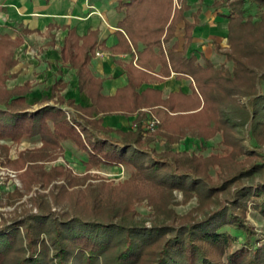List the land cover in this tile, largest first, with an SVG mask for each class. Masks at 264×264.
<instances>
[{
  "label": "trees",
  "instance_id": "1",
  "mask_svg": "<svg viewBox=\"0 0 264 264\" xmlns=\"http://www.w3.org/2000/svg\"><path fill=\"white\" fill-rule=\"evenodd\" d=\"M165 1L171 8L163 13ZM139 2L119 3L130 7L121 21L129 31L133 24L143 22L131 10ZM227 5L229 46L222 50L233 60V69L215 67L208 58L201 64L195 55L170 48L172 68L178 76L193 78V90L174 92L164 100L165 107L156 108L160 123L152 131L143 129L146 112L139 111L147 93L139 94L137 84L132 83L121 96H105L101 79L89 68V50L95 48V41L84 38L79 43L80 37L74 34L67 37L62 56L77 67L79 87L92 97V103L64 96L60 93L64 84L56 79L51 96L43 98L56 101L33 108L29 81L14 87L6 82L9 70L18 62L14 50L22 39L0 33V139L40 136L48 146L70 140L87 156L86 164L133 166L127 182L147 188L146 195L158 212L169 210L175 188L183 191L185 199L196 195L203 208L200 217L133 224L123 218L132 195H113L112 187L105 193L103 187L90 185L84 204H74L71 214L53 209L48 200L49 194L55 202L61 193L65 195V184L55 183L48 193L37 191L33 197L37 212L0 225V264H264L263 239L254 241L256 232L244 214L249 202L264 214V0H229ZM250 6L257 12L252 13ZM156 8L162 19L156 32L161 34L173 12V1L156 0ZM186 8L184 2L176 7L166 38L185 19ZM193 26L186 22L188 38ZM161 55L164 64L163 49ZM121 109L139 111L136 127L104 123V114ZM210 120L223 128V142L231 147L228 156H219L227 173L219 183L208 174V158L187 150H158L153 145L158 137L175 142L188 133L185 125L196 123L201 128ZM200 128L191 130L201 136ZM35 167L29 164L25 173L30 177ZM42 175L50 177L46 171ZM237 232L244 233L243 240Z\"/></svg>",
  "mask_w": 264,
  "mask_h": 264
},
{
  "label": "rangeland",
  "instance_id": "2",
  "mask_svg": "<svg viewBox=\"0 0 264 264\" xmlns=\"http://www.w3.org/2000/svg\"><path fill=\"white\" fill-rule=\"evenodd\" d=\"M175 1V4L179 5L177 3L179 0ZM219 1L221 4L229 2V0ZM139 3L132 7V11L134 12L135 10L139 18L143 19L147 25H155L161 22L162 19L158 18L159 10L153 4L147 3L145 0H140ZM163 8L164 13L166 9L171 8V5L165 1ZM229 9L228 7V11H230ZM250 11L256 13L257 9L250 6ZM151 18L156 19V21H152ZM57 40L56 38L53 44H50L52 40H48L49 44H40V42H35L33 39L27 38L25 43L18 44L14 50V55L18 61H26L27 55L37 56L39 54L41 62L47 65L45 68H41L35 64L31 72L24 71L22 73L14 72V66L7 74L6 82L10 87L19 85V82L21 84L26 81L31 83V92L28 95L33 108L56 101V98H50L49 100L43 99L44 97L51 96V85L55 79L60 78L64 87L69 86L71 89H76L77 87H74L73 82L78 78L77 76L75 77L77 70H74L67 61H63L62 58H57L60 52V48L57 46ZM223 43V47H216L214 45L216 50H214L212 56L213 64L218 68L223 66L228 69H233V60L227 58V55L222 50L229 46L228 35H225ZM48 45L52 49L51 52L47 50ZM49 55L52 56V60H50ZM47 60L48 63L46 64ZM202 61L205 63L206 59L204 60L203 57ZM118 118L126 122L121 127H133L135 118L132 119L130 115H123V113H120ZM214 125L216 128L212 129ZM192 127L200 128L196 123H189L185 125L188 133L181 135L180 139L175 141V137H173V140H171L175 142H171L167 136V138L158 137L153 145L158 150H187L195 153L202 159L208 158L209 162L206 166L208 174L212 181L219 183L222 176L227 174L222 170L224 168L221 167L222 163L220 162L219 156H228L227 153L231 149L230 146H227L223 142L224 130L217 123L211 121L209 125L200 128L203 134L200 136L193 133L191 130ZM173 132L175 134L179 133L178 131ZM179 134L182 133L180 132ZM25 153L27 154L25 155ZM86 157L83 151L79 150L77 145L70 140L63 141L61 146H48L40 136L31 139H0V225L11 221L15 217L23 216L28 212H37L39 209L33 197L37 191L48 193L55 183L65 184L66 188L65 195L61 193L59 202H55L50 194L47 196L48 200L52 203L53 209L57 211H66L73 214L74 210L72 206L79 204V201L84 204L89 195L88 187L94 185L95 187H99V189L103 187L102 191L105 193H108L110 187H112L113 190L111 193L113 195L117 193H121V195H132V200L129 202L130 207L124 213L123 218L133 224L152 225L154 223H168L186 219L191 217V215L199 217L203 215V208H199L200 201L198 197L193 195L185 199L183 191L179 188L173 190L170 204L168 203L169 210L166 213L158 212L154 203L146 195L148 192L147 188L130 185L127 182L134 170L133 166L122 164L89 165L85 163ZM29 164L36 166L35 169L30 170V177L32 179L25 173ZM44 171L48 172L50 177L47 176L44 178L42 175ZM39 178L51 179L46 182L35 181ZM79 189H81L80 192L78 191ZM55 190H58V188L55 187ZM244 214L247 223L256 232L253 236L254 241L263 239L261 241L264 242V214L256 210L250 202ZM225 228L233 231L229 226ZM237 233L240 234L241 240H243L244 233Z\"/></svg>",
  "mask_w": 264,
  "mask_h": 264
},
{
  "label": "crops",
  "instance_id": "3",
  "mask_svg": "<svg viewBox=\"0 0 264 264\" xmlns=\"http://www.w3.org/2000/svg\"><path fill=\"white\" fill-rule=\"evenodd\" d=\"M121 1L129 0H0V33L19 37L23 43L28 38L40 44H47L48 40H52L50 44H53L57 38V46L60 48L57 58L67 61L74 70H77V67L72 66L62 56V47L69 34L79 36V43H82L84 38H89V42L95 41V48L89 50V68L101 79V92L114 98L124 94L130 84H137L136 90L139 94L143 91L147 93V99L139 110L146 112L147 119L157 116L156 108L165 107L163 101L172 93L192 91L193 78L178 76L171 66L168 50L173 48L184 51L187 56L195 55L201 64L203 57L204 60H212L216 50L214 45L224 46L223 39L229 31L227 14L230 11L226 2L213 5L216 0H179V5L172 0L173 12L166 28L160 34L156 32V24L149 26L143 19H140L143 22L133 24L130 31L124 27L121 21L130 12V7H121ZM146 2L156 8V0ZM183 2L188 5L184 11L185 19L177 24L173 35L166 38L174 11ZM136 16H139L138 13ZM187 21L194 23L190 38L186 36ZM162 49L165 54L164 64L159 58V55L162 57ZM47 50L52 51L50 45ZM97 51L100 54H97ZM49 56L52 60V56ZM35 64L41 68L47 66L41 62L39 54L27 55L26 61L17 62L14 72H31ZM73 82L74 87L77 86L76 89L66 86L60 93L66 97H74L83 104H91L92 97L80 89L78 78ZM139 111L114 110L104 114V123L121 127L126 122L118 118L120 113L130 115L133 119Z\"/></svg>",
  "mask_w": 264,
  "mask_h": 264
},
{
  "label": "built area",
  "instance_id": "4",
  "mask_svg": "<svg viewBox=\"0 0 264 264\" xmlns=\"http://www.w3.org/2000/svg\"><path fill=\"white\" fill-rule=\"evenodd\" d=\"M97 54H100L99 51H97ZM160 123V119L157 117V116H152V117H149L147 119H145L143 121V129L147 130V131H152V130H155L158 126V124ZM137 124L134 122L133 123V127H136Z\"/></svg>",
  "mask_w": 264,
  "mask_h": 264
}]
</instances>
